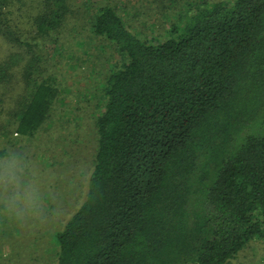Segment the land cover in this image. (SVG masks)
I'll return each instance as SVG.
<instances>
[{
	"label": "trees",
	"instance_id": "16d2710c",
	"mask_svg": "<svg viewBox=\"0 0 264 264\" xmlns=\"http://www.w3.org/2000/svg\"><path fill=\"white\" fill-rule=\"evenodd\" d=\"M29 2L0 0V142L47 121L58 85L44 52L73 26L122 58L104 78L87 190L56 231V264H166L181 238L180 264H226L264 240V0H183L174 19L172 1L147 0L169 23L151 39L108 3Z\"/></svg>",
	"mask_w": 264,
	"mask_h": 264
},
{
	"label": "rangeland",
	"instance_id": "374dc122",
	"mask_svg": "<svg viewBox=\"0 0 264 264\" xmlns=\"http://www.w3.org/2000/svg\"><path fill=\"white\" fill-rule=\"evenodd\" d=\"M171 1L173 9L169 12L174 19L183 0H165ZM98 2L116 6L140 37H159L169 26L157 23L158 14L148 10L147 0ZM29 3L27 0L21 11L28 12ZM95 11L92 6L86 13ZM72 30L64 44L50 42L44 52L46 65L51 66L58 85L47 121L32 135L1 136L5 141L0 142V152L5 160L0 175L6 168L12 173L0 182L3 264H56V231L79 206L87 190L97 139L95 121L104 109V78L122 58L104 36L93 35L87 27L82 35L77 27ZM25 191L32 197L33 211L24 204H12L15 193ZM13 207L20 216L9 211ZM257 239L226 264H264V240ZM186 245L184 239H175L166 264H180Z\"/></svg>",
	"mask_w": 264,
	"mask_h": 264
},
{
	"label": "clouds",
	"instance_id": "9594fccd",
	"mask_svg": "<svg viewBox=\"0 0 264 264\" xmlns=\"http://www.w3.org/2000/svg\"><path fill=\"white\" fill-rule=\"evenodd\" d=\"M12 173L10 168H6L4 170L3 175H0V182H2L5 177H11ZM12 204L16 205V204H24L29 211H33L35 209V205L33 203L32 197L30 195V193L28 192H17L15 193V195L12 197ZM9 211H15L17 216H20V213L18 210L15 209V207L10 208ZM23 218V217H21Z\"/></svg>",
	"mask_w": 264,
	"mask_h": 264
},
{
	"label": "crops",
	"instance_id": "0c3cea01",
	"mask_svg": "<svg viewBox=\"0 0 264 264\" xmlns=\"http://www.w3.org/2000/svg\"><path fill=\"white\" fill-rule=\"evenodd\" d=\"M8 248H9L10 250H12V245L10 244V245L8 246ZM7 252H9V251H7ZM4 254H5V253H3V250L0 249V262H2L3 257H4ZM2 264H3V262H2Z\"/></svg>",
	"mask_w": 264,
	"mask_h": 264
}]
</instances>
